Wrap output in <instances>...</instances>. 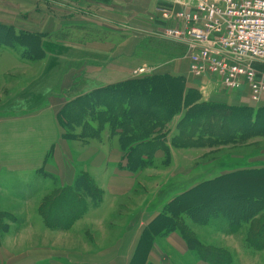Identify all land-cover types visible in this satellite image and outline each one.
Segmentation results:
<instances>
[{
    "label": "rangeland",
    "instance_id": "rangeland-1",
    "mask_svg": "<svg viewBox=\"0 0 264 264\" xmlns=\"http://www.w3.org/2000/svg\"><path fill=\"white\" fill-rule=\"evenodd\" d=\"M13 13L18 14L13 0H0V22L15 21L19 25L22 23L28 25L29 28L37 26V22L33 19L25 21L22 18H14ZM11 27L16 29L15 26ZM18 30L19 34L25 33L23 37H26V41L34 48L41 44L43 50V44L48 45V39L44 34L32 29L18 28ZM0 33L2 36L7 32L0 29ZM52 46V49L57 47L55 55L48 57L43 50L44 54L40 59H28L23 49L17 47L15 50L0 45V121L22 122L24 117L34 115V111L43 109L50 101L56 108L63 104L56 116V122L61 129L63 128L60 124L61 117L58 116L63 109L79 97L94 91L75 96L81 87L78 82L79 74L72 69L79 67L77 61L84 62L88 55L83 52H71L68 44L58 42L53 43ZM71 59L73 63L70 62ZM188 87L197 89L191 83ZM197 90L201 101L206 102L204 99L208 91ZM69 97L73 99L65 104V99ZM251 105L254 108L264 107V95L259 103ZM181 117L182 114L177 116L178 121H175V118L164 132L171 150L168 162L165 161L166 155L162 151V161L153 160L151 165L148 164L133 172L139 174L131 179L134 184L132 181H118L108 187L105 180L100 181V186H106V192L110 196V208L111 205L117 206V212L110 221H105L100 216L91 223L82 224L87 209L93 205L92 200H88L89 204L72 190L68 192H71L73 197L69 199L64 197L62 192L65 190L62 192L58 190L59 186L45 173V169L30 174H0V264H36L41 257L61 255L93 257V254L106 252V249L118 240L126 226L130 229L140 228L142 239L147 227L155 220L151 218L152 212L147 211L148 206L151 207L153 203L158 202L157 205L165 211L167 203L177 195L178 191H181V187L188 189L192 184L206 179L215 181L211 187L222 183L224 186L192 197L190 202L197 214L205 210H216V207L221 209L220 207L225 206L224 203L227 202H233L235 206L239 202L245 204L249 195L255 192L264 193V176L232 181V178H235L232 177L233 174L245 169L264 167V138L251 139L240 144L229 142L214 144L203 141L184 145L178 141L182 146L176 148L173 147L172 140L179 133L178 122ZM63 131L65 134V129ZM73 131L76 135L82 133L81 128ZM14 137L15 135L12 134L8 138L9 142L6 144L8 150H13ZM65 140L73 142L74 147L80 145L77 141ZM161 144H165L164 140ZM80 147L76 149L78 151L83 149ZM82 175L85 176L83 179L89 182L96 200L101 202L105 189L99 187L96 177L94 179L89 174ZM171 186L174 191L165 194L166 189ZM159 189L164 191L158 197ZM60 193L62 196L59 195ZM61 201H63L61 204L63 210L60 206ZM95 205L98 206V202ZM249 209L250 207L246 206L245 211ZM129 214H131L130 218ZM185 217L187 229L191 231L197 244L195 245L197 251L193 254L202 255L195 254L199 262L213 264L212 262H217L223 257L221 264L230 261L233 264H264V249H252L246 243L248 225L234 233L227 220H219L211 226H199L192 218L193 215ZM108 218L109 216L106 219ZM141 223L144 225L142 226ZM3 228H5L4 232ZM256 230H252L253 234L257 235L256 241H259L256 244H264L262 239L264 236L261 237L260 232ZM168 258L174 264H186V262L177 263L173 257Z\"/></svg>",
    "mask_w": 264,
    "mask_h": 264
},
{
    "label": "crops",
    "instance_id": "crops-1",
    "mask_svg": "<svg viewBox=\"0 0 264 264\" xmlns=\"http://www.w3.org/2000/svg\"><path fill=\"white\" fill-rule=\"evenodd\" d=\"M158 2L159 0H13L18 13H13V17L25 21L33 19L37 26L29 28L28 25H19L15 21L0 23L15 26L17 31L18 28L32 29L44 34L48 45L43 44V50L48 57L57 53V47L52 49V44L58 42L68 44L71 52L88 55L84 62L77 61L79 67L72 69L79 74L78 82L81 87L75 96L125 81L158 75L182 76L187 79V86L189 83L194 86L197 82L189 75V59L185 47L160 36V27L155 20ZM70 62L73 63L72 59ZM207 91L204 99L206 102L251 106L246 92L230 94L225 91ZM71 99L73 98L65 99V104ZM52 105L49 101L43 109L34 111V115L24 117V121L19 123L0 121L1 175L30 174L45 169V173L54 176L61 189H72L82 174L96 177L99 187L103 189L106 186H100L101 180H105L110 187L113 182H129L134 175L139 176L128 170L127 152L122 149L119 136L113 135L109 126L104 129L100 139L77 141L80 145L74 147L73 142L64 139L63 128L60 129L56 122L57 113L63 104L57 108ZM12 134L15 135L12 139L13 150H8L6 144ZM79 146L83 148L80 151L76 149ZM161 152L156 154V162L163 160ZM162 189H159L158 197L164 191ZM172 191L174 188L171 186L166 189L165 194ZM103 193L104 198L98 206L92 205L87 209L82 224L91 223L100 216L105 221L113 220L117 206L111 205L110 208V196L106 189ZM88 200L86 201L89 203ZM157 203L147 207V211L152 212V219L163 212ZM105 215L109 218L106 219ZM140 239V228L130 229L126 226L118 240L106 252L93 254V257H39L36 264H142L135 259L142 257L136 256ZM193 252L178 232L165 237L157 236L146 264H174L168 257H173L177 263L204 264L199 262V258L195 256L198 254Z\"/></svg>",
    "mask_w": 264,
    "mask_h": 264
},
{
    "label": "trees",
    "instance_id": "trees-1",
    "mask_svg": "<svg viewBox=\"0 0 264 264\" xmlns=\"http://www.w3.org/2000/svg\"><path fill=\"white\" fill-rule=\"evenodd\" d=\"M0 29L7 32L0 36V45L15 50L19 47L23 49L28 59H40V56H43L41 44L34 48L26 41V37H23L25 33L19 34L16 29L1 23ZM194 86L198 89L199 84L196 83ZM197 89H189L185 77L172 75L147 76L102 87L79 97L59 114L58 117L62 119L60 124L65 129L63 137L67 140L82 142L100 139L104 129L109 126L112 134L119 136L121 147L127 152L128 170L131 172H136L148 164L151 165L159 151L165 153V161L168 162L171 150L164 132L180 114L182 117L178 122L179 133L172 140V145L176 148L182 146L178 141L184 145L203 141L214 144L227 142L240 144L251 139L264 138V107L204 102L201 101ZM78 128L82 129L81 135L73 133V130ZM163 140L164 145L161 144ZM260 169H245L233 174L232 177L235 178H232V181L263 177L264 167ZM48 176L56 183L54 176ZM83 178H85L84 175H79L72 189L58 188V190L61 192L65 190L62 195L68 199L73 197L71 192H68L72 190L83 200H92L93 205L96 206L95 203L99 204L100 200H96L89 182ZM214 183V180L206 179L192 184L188 189L183 188L178 191V195L167 203L165 211L145 230L136 253V256L142 255V257H135V259L146 264L155 237H165L174 232H178L183 237L191 250L197 251L195 239L191 231L187 229L184 220L187 215H193L192 218L199 226H211L215 221L227 220L234 233L248 225L247 245L252 249L263 250L264 244H256L259 241H256L257 235H254L252 230L257 229L256 232H260L261 237L264 236V193L255 192L249 195L247 201L243 200L245 204L239 202L235 206L233 202H227L224 203L225 206L220 207L221 209L216 207V210L195 213L190 200L213 188L224 186L222 183L211 187ZM62 202L61 210L64 208L61 205ZM246 206L250 207L247 211H245ZM4 231L5 228H3ZM252 234L253 238H251ZM262 239L264 240V237ZM221 260L223 257L212 263L221 264ZM223 264H233V262Z\"/></svg>",
    "mask_w": 264,
    "mask_h": 264
},
{
    "label": "built area",
    "instance_id": "built-area-1",
    "mask_svg": "<svg viewBox=\"0 0 264 264\" xmlns=\"http://www.w3.org/2000/svg\"><path fill=\"white\" fill-rule=\"evenodd\" d=\"M155 20L161 38L185 47L200 90L261 101L264 0H159Z\"/></svg>",
    "mask_w": 264,
    "mask_h": 264
}]
</instances>
